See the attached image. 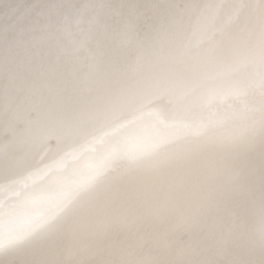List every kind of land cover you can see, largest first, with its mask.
Listing matches in <instances>:
<instances>
[{
    "label": "bare ground",
    "instance_id": "1",
    "mask_svg": "<svg viewBox=\"0 0 264 264\" xmlns=\"http://www.w3.org/2000/svg\"><path fill=\"white\" fill-rule=\"evenodd\" d=\"M0 264H264V0H0Z\"/></svg>",
    "mask_w": 264,
    "mask_h": 264
}]
</instances>
